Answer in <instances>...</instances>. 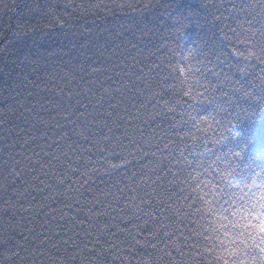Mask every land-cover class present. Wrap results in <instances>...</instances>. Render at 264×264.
Returning <instances> with one entry per match:
<instances>
[{
    "label": "trees",
    "instance_id": "trees-1",
    "mask_svg": "<svg viewBox=\"0 0 264 264\" xmlns=\"http://www.w3.org/2000/svg\"><path fill=\"white\" fill-rule=\"evenodd\" d=\"M207 3L0 0V264H180L177 253L169 248L170 261L156 239L163 222L156 225L154 215L144 218L131 210L134 203L143 208L146 201L140 198L146 194L157 205L163 199L184 209L170 221L182 230L173 241L195 226L193 235L203 237L200 251L185 264H205L210 228L225 222L222 212L211 215L205 209L232 207L246 196L252 179L264 175V137L243 144L237 131L253 122L256 129L264 128V106L234 119L251 104L243 91L252 92L264 79V63L245 60L248 47L232 35V28L248 27L244 13L226 12L220 27L194 22L215 11L201 7ZM223 3L229 7V0ZM181 17L192 19L174 30ZM209 42L217 46L220 59L214 64L223 67L231 81L226 90L238 103L224 105L226 111L216 115L211 97L194 89L201 107L188 111L199 114L197 127L174 103L175 111H168L166 102L188 101L177 87L179 73L170 75L169 64L179 63L185 48L196 51ZM191 65L193 71L201 67L199 57ZM237 66L248 68L247 75ZM141 75L147 90L129 87L116 95L117 88L130 84L127 76L139 85ZM193 80L203 78L197 73ZM106 91L119 106L113 114L117 122H109L113 131L107 133L117 139L108 145L96 128L89 137L83 124L74 122L80 113L66 119L69 112L64 111L66 97L75 101L78 96L75 103L92 105L89 112L107 114ZM70 111L75 112V104ZM204 117H209L206 124L200 122ZM53 154L66 165L62 174L58 165L49 170L46 160ZM33 166L54 176L44 178ZM97 203L100 207L90 211ZM4 240L10 241L6 247Z\"/></svg>",
    "mask_w": 264,
    "mask_h": 264
},
{
    "label": "snow or ice",
    "instance_id": "snow-or-ice-1",
    "mask_svg": "<svg viewBox=\"0 0 264 264\" xmlns=\"http://www.w3.org/2000/svg\"><path fill=\"white\" fill-rule=\"evenodd\" d=\"M201 7L206 9H215V11L207 12L205 15L198 17L194 22L197 24H214L217 27H220V25L224 23V16L226 12L229 15L237 12L244 13V19L247 22L248 27L244 28V26L241 25V31H237L235 28H232V35L236 37V40L239 43L244 44L248 47L249 54L248 57L244 58L245 60L252 59L264 63V0H240L238 4L233 2V0H229L230 11L229 7H225L223 0H220L219 4L214 2V0H208V3L202 4ZM191 19V17L178 18L176 20V23L173 25V29L178 30L183 28L184 22ZM216 48L217 46L215 44H212L211 42H209L207 48H197L196 51L185 48L184 51L187 53V55L183 56L182 60L179 63L175 65L169 64L170 75L172 72L179 73V76L177 77L179 81L177 87L183 90L182 95L188 97V101L184 103H181L180 100L166 102L168 111H175V108L171 107V104L174 103L177 107L183 110L184 116L188 117L191 123L197 127L198 125H196V121L199 118V114L197 116H192L188 111L189 109L195 110L201 107V102H197V97L200 95V93L199 91H194V89H203L206 96L211 97V99L208 100V103L214 105L213 111L216 113V115H220L221 113L226 111L224 105L230 103H238V101L234 102L231 100V95L229 91L226 90L227 83H231V81L229 80L227 74L224 73L223 67L220 63L214 64V60L219 61L220 59L216 53ZM198 57L201 67L193 71L191 61L197 59ZM181 64H183L184 66L181 67ZM237 71H242L245 75H247L248 68L241 69L239 68V66H237ZM197 73L203 78V80H193V77L196 76ZM209 76L213 77V79L209 80ZM127 79L129 80L130 84L123 85L122 89L117 88L116 95H122L124 92H127L129 90V87L131 88V90L135 91L138 86H145V90H147L146 81L144 80L142 75L138 77L139 85L137 82L132 81L131 76H127ZM222 79L226 82L225 84H221ZM110 81L111 77L109 78V82ZM103 87L104 86L101 85L100 90H103ZM214 93H219V96L214 95ZM105 95L109 96V107L111 108V112H108L107 114L100 113L98 111L95 113L89 112V108H91L92 105H84L82 102L75 103V101H78L79 99L78 96L75 98V101L70 96L66 97V99L68 100V105L64 108V111L69 112V116L66 117V119H72L73 117H76V113H80V115L75 118L74 122L82 123L89 137L93 135L91 129L96 128L98 138L103 137L105 144L108 145L111 144L113 140L117 139L115 135L108 136L107 133L113 131V129L109 125V122H111L112 124H115L117 122L116 120H113V114H118L119 106L115 105L114 98L112 97L110 92L106 91ZM243 95L246 100L251 101V104L248 108H242L241 112L236 113L234 119H236L237 121H240L247 116H251L253 109L258 110L261 106H264V79H261L260 83L256 85L252 92L244 90ZM85 98L87 99V97ZM202 100L203 97L201 98V101ZM74 104L75 112H72L70 111V109L72 106H74ZM212 118L214 119V117ZM126 119L127 118L125 117L124 120ZM208 119L209 117H204L200 120V122L206 124ZM97 120H99V123H94V121ZM124 120H120L119 122L123 124ZM245 123H247V121H245ZM237 131L241 132L240 140L243 142V144H248L250 140L254 141L257 135L264 137V128L256 129L254 127V122L253 125H249L247 127V130L242 131L241 129H237ZM81 135L83 136V133H81ZM124 138L129 139L127 135H125ZM84 142L92 143V146L94 148L97 147L95 142H92L87 138H85ZM193 147H195V145H193ZM113 151L115 152V149H113ZM100 154L104 155V152L102 151ZM129 154L131 155V153ZM183 155L184 153L181 152V156ZM64 159L68 160L69 163L72 162V158L69 157L67 153H64ZM46 163H48L49 165V170L52 169L55 165H58V171L61 174L66 167V165L60 164V157L56 156L55 154L49 157L46 160ZM111 167L113 169L116 168L115 165H112ZM37 170H41L43 172L44 178L49 175L54 176V173H51L49 170H44L42 167L37 168L36 166H33V172L35 173V171ZM262 171H264V169H262ZM10 175H16L15 171L10 173ZM133 179L135 180L136 177H133ZM259 181L260 183H258L257 180L253 178L252 183L248 186L249 190L245 195L250 199L257 195L255 189H260V194L262 197H264V175L259 176ZM61 183L63 182L61 181ZM41 184H43V178H41ZM48 187L50 189L51 185H49ZM128 191L131 193L132 189H129ZM121 195H124L123 191H121ZM127 198L128 197L125 196V199ZM140 199L142 201H146L143 208L134 203L133 209L131 210L142 213L144 218H150L154 215V224L156 225H161L163 222L162 230L160 233L156 234V239L160 240L161 243L165 245L162 251L164 255L169 257L170 261L171 252H169V248L175 251L180 257V264H185V262L193 256V253L200 251L197 246L201 243L203 237L193 235V229L195 228V226H193V228L186 234H181L178 238V241H173V237L182 232L180 228L176 227L175 224L170 222L172 220H176L179 214L184 212V209L180 207L179 204H177L176 207L173 208L171 203H166L163 199H161L159 204L157 205L156 199L150 194H146L145 197H141ZM5 203L10 202L6 201ZM99 207L100 205L98 203L93 204L90 207V211ZM205 211H207L211 215H217V212H214L213 208L211 207L206 208ZM168 213H172V216L169 217L167 215ZM188 215L191 216L192 213H188ZM164 218L167 219L165 220ZM220 219L223 220V217H220ZM184 222V219L180 217L178 223L183 224ZM220 227H223L222 223L220 224ZM170 229L172 231H169ZM210 230L213 232L218 231L217 228H212ZM224 237L225 239L221 241L222 243L235 244L238 242L237 239L231 237V234L228 232L224 233ZM167 241H172V243L169 244L167 243ZM9 242L10 241L8 240H4L2 243L6 247ZM239 243L243 244L245 248L250 245L252 251L249 252L244 251L240 248H233L231 250V254L233 256L244 257L239 259L238 264H249V256H251L252 264H256L257 256L255 255V253L257 252L259 253L258 258L260 264H264V230H262V234L259 237L249 236L239 240ZM178 244L180 246H178ZM153 247L155 248V245H153ZM185 248H188L189 251L185 252ZM201 259H203V257H201Z\"/></svg>",
    "mask_w": 264,
    "mask_h": 264
},
{
    "label": "clouds",
    "instance_id": "clouds-1",
    "mask_svg": "<svg viewBox=\"0 0 264 264\" xmlns=\"http://www.w3.org/2000/svg\"><path fill=\"white\" fill-rule=\"evenodd\" d=\"M260 183V181H257ZM247 191V189L245 190ZM257 195L253 198L243 196L239 202L232 204V207H225L224 209H213L214 212H222L224 223L223 227L220 224L217 227L218 231H211L208 233L211 237L210 241L204 243V247L211 248L210 252H204L205 264H238L239 259L244 258L242 256H233L231 250L233 248H240L244 251L251 252V246L247 248L239 240L255 236L259 237L264 230V197L260 194V189H255ZM210 228V229H212ZM228 232L231 237L237 239V243H222L225 239L224 233ZM257 256L256 264H260L259 253H255ZM249 264L251 262V256L248 257Z\"/></svg>",
    "mask_w": 264,
    "mask_h": 264
}]
</instances>
